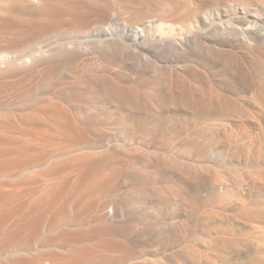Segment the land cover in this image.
I'll list each match as a JSON object with an SVG mask.
<instances>
[{
	"label": "bare ground",
	"instance_id": "obj_1",
	"mask_svg": "<svg viewBox=\"0 0 264 264\" xmlns=\"http://www.w3.org/2000/svg\"><path fill=\"white\" fill-rule=\"evenodd\" d=\"M184 1L0 0V264H152L143 255L150 237L180 240L177 224L148 214L176 198L164 171L198 174L170 153L195 152L206 132L187 131L193 122L181 115L244 113L230 84H216V68L234 69L239 92L255 97L257 75L228 32L264 45V21L247 2L211 0L200 16L185 15ZM203 25L224 38L203 41ZM257 120L246 121L256 154L264 116ZM137 135L156 151L131 150Z\"/></svg>",
	"mask_w": 264,
	"mask_h": 264
},
{
	"label": "rangeland",
	"instance_id": "obj_2",
	"mask_svg": "<svg viewBox=\"0 0 264 264\" xmlns=\"http://www.w3.org/2000/svg\"><path fill=\"white\" fill-rule=\"evenodd\" d=\"M239 2H247L251 17L256 16L262 20L260 22L264 21V0H233L230 4ZM181 5L185 15L196 11L202 16L211 6V0H185ZM196 5L200 6L198 11ZM121 15L129 16L124 12ZM232 23V20H228L224 27L231 26ZM243 24L241 25L244 28L252 26L250 23ZM209 28L203 25L201 29L203 41L224 38L223 30L217 27ZM228 34L230 40L235 38L230 47L232 52L237 54L247 67L252 66L257 75L254 82L260 91L255 97L246 91L240 93L238 76L232 77L231 74L235 70L230 69L227 72L224 66H217L216 70L220 72L215 77L216 84L222 88L223 82L229 83L230 88L236 92L230 94L231 97L241 101L243 108L246 107L245 112L234 111L232 115L228 112L212 111L208 114L204 109H200L195 115H181L183 124L193 122L194 127L186 129L187 131L197 130V134H202L199 128H205L206 132L200 138L195 152L182 145H175L170 148V153L173 158L177 155V160L183 168L198 174L193 179L178 180L172 173L164 171L163 185L174 193L176 198L165 205L159 204L150 209L154 212H149L148 219L154 222L159 217L168 223L177 224L180 228V240H165L158 235L150 237L147 252L143 255L148 257L152 264H175L176 258L178 264H264V147L256 154L257 147L250 148L247 145L252 137L255 138L257 131L246 123L256 122L257 118L264 116V65L259 63L260 61L257 63L259 57L264 60V45L251 43L238 28L231 29ZM76 35L82 38L81 34ZM168 56L172 59L176 57L169 54ZM214 87L216 89V86ZM200 89L206 91L208 87L203 85ZM234 124L244 126L243 134L231 138L227 130L230 131ZM207 133L214 136H207ZM138 135L134 145L130 147L131 150L149 148L150 151H156L154 144H145L138 139ZM249 188L252 190L251 196L245 194L242 198V191ZM151 205L156 204L151 202Z\"/></svg>",
	"mask_w": 264,
	"mask_h": 264
}]
</instances>
